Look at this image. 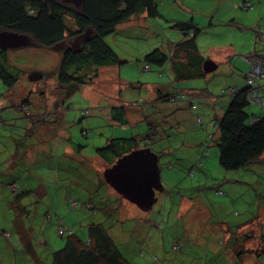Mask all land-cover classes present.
<instances>
[{
	"label": "rangeland",
	"instance_id": "obj_1",
	"mask_svg": "<svg viewBox=\"0 0 264 264\" xmlns=\"http://www.w3.org/2000/svg\"><path fill=\"white\" fill-rule=\"evenodd\" d=\"M239 1L249 2L250 6L246 9L238 7ZM156 3L158 16L147 18L140 14L135 15L118 26L113 35L106 38L118 56L128 63L120 65L123 68L115 65L99 69L98 78L81 88L68 100L58 96L62 104L55 114L53 103L57 100L55 72L59 63V52L34 44L13 49L8 53L9 61L22 73L13 89L18 90L17 93L0 82V99H5L7 96L12 98V94L19 95V93L30 96L26 110L40 114V119L35 118L33 121L35 127L40 120V128L34 133L36 136L32 137L33 145L38 143L39 147H29L30 136L25 140L26 145L15 146L14 139H23L21 137L25 131L19 124L21 121H28V118L24 117L26 110L17 113L9 104L3 106V108L7 107L6 109L0 110V264H22L21 256L26 244L19 241V235L13 231L12 222L19 223L23 230L29 226L27 230H30L29 233L35 241L40 264H46L45 258L48 259V254L64 245V240L57 233L58 225L73 230L80 236L83 228L79 224L85 225L88 220H92L88 223H102L108 228L109 234L112 235L128 264H194L192 258L198 256L199 248L185 247L181 250L179 242L173 249L171 245L175 240L174 236H179L181 240L182 236L190 238L193 235V238L198 239L200 234L208 240V232L214 222L212 215L218 216L221 221L225 219L233 226L246 221L253 214L257 215L259 208L264 207V174L258 173L261 167L264 168V164L257 167V170L253 168L258 175L260 174V180L259 176L256 179L251 178L248 173L243 175L223 172L217 164V151L209 142L210 154L206 160L213 158L209 163L205 164L204 161L200 168L207 171L208 182H196L198 169H192L195 177L185 174L187 168L182 171L183 173L175 171L176 175L173 171H167L168 167L163 166L170 154L164 153L159 165L165 191L156 193L158 201L152 211L145 213L123 199L117 200L114 192L107 200L102 201V205L97 204L98 193L101 189L104 191V187L98 186V177L95 173L101 175L106 165L97 157L93 158L95 149L103 146L107 137L128 138L131 135L138 137L140 128L143 127V131L147 127L144 122L133 123V114L129 116L127 126L114 125L107 116L108 107L119 105L116 104V100L124 99L128 111L133 110L132 108L136 109L138 102H134L133 99L140 102L149 95L148 88L142 84L149 79L154 81L155 78L164 84L170 81L167 73L162 77L154 68L145 71L142 59L150 49L162 48L167 51L168 44L183 38L174 28V23L168 20L187 21L191 17L187 18L184 15L179 4L173 6L174 0H156ZM235 4L237 11L229 9L230 12L226 11L224 14L226 16L218 14L219 21L223 25L203 29L197 39L201 55L210 61L213 60L217 68L206 78L189 80L187 83L197 89L205 88L207 96L203 95L204 97H198L199 100H194L197 107L194 111L182 101L179 103L180 134L172 137L169 142L166 140L158 143L157 151L160 147L169 146L177 158H188L194 148H198L194 142L198 136L202 141L208 138L209 133L212 134L211 119L216 112L220 113L218 110L224 105V101H227V98L221 95V87L234 86L233 84L236 87L245 85L243 75L247 67L238 56L248 54L253 47L256 49L261 47L260 40L264 34V0H236ZM171 6L173 9L170 8ZM200 7L202 10L205 9L203 5ZM212 14L209 13L208 17H213ZM199 19L202 21L201 18ZM254 39H257L256 42ZM232 49L235 53L231 52ZM33 73H39L42 79L31 81L29 76ZM142 103L137 107L142 111L149 109V106L142 108L144 106ZM254 108L255 106L250 104L249 111H253ZM84 110L87 113L82 114ZM152 110L151 107L148 118L152 117ZM198 113L202 116L203 128L195 123L194 118ZM9 117L20 119L4 123L3 121L6 118L10 119ZM9 132L17 135L9 136ZM61 132L65 135L63 139L66 137L71 139L66 143L74 150L75 156L77 153L84 155L88 162L72 157V150L62 153L59 139L61 137L53 140L51 138L52 134L56 133L60 136ZM40 141L44 146L40 145ZM75 143L82 147L75 150ZM16 147L18 150L30 149L25 161L19 159ZM8 156H11L10 160L5 161ZM78 173L81 175H77ZM226 176L236 180L237 183L225 185L223 190L226 191L225 196L222 192L214 193L210 186L212 181L215 184H226L224 178ZM247 179L250 184L244 183ZM13 181L21 186L18 194H11L7 189L6 185ZM239 181L242 183H238ZM93 186H96L98 192L96 189L92 191ZM193 193L196 195L199 193L202 197H195ZM171 198L176 200L174 204ZM72 202L77 203L76 208ZM85 202L99 206L97 214L91 213L92 217H90ZM219 204H222V207L224 205V208L219 210ZM156 212L159 217L157 223L150 216L151 213ZM149 216L151 221L147 220ZM257 218V221L250 224L249 229L243 231L240 227L237 232L240 239L246 234L253 233L254 239L247 241L245 245V248L251 251L261 248L257 237L260 236V225L264 223V212H261ZM6 229L12 231L4 237L2 232ZM225 238H229V235ZM40 242L47 244L40 245ZM138 243L141 244L140 252L137 250ZM186 251H190L189 254ZM244 263L249 264V261Z\"/></svg>",
	"mask_w": 264,
	"mask_h": 264
},
{
	"label": "trees",
	"instance_id": "obj_2",
	"mask_svg": "<svg viewBox=\"0 0 264 264\" xmlns=\"http://www.w3.org/2000/svg\"><path fill=\"white\" fill-rule=\"evenodd\" d=\"M248 3L239 1L237 6L246 9L250 6ZM142 13H145L147 18L158 16L156 0H82L80 6L65 3L62 0H0V32L26 36L30 39L31 45L35 44L46 49H54L55 46L63 44V47L54 49L59 52V63L55 72V90L57 91V100L53 103L55 114L60 110L62 104L58 100V96H62L61 99L68 100L81 88L96 80L99 69L115 65L120 66L126 63L122 57L118 56L106 38L114 34L118 25ZM172 23H174V28L181 33L183 38L178 42L168 44L167 51L162 48L148 51L142 59L145 71L154 68L162 77L167 73L170 81L166 84L164 82L160 83L159 87L153 90V99L149 101L153 108V115L147 117L145 123L147 127L143 131L141 130L138 137L135 135L128 138L107 137L103 146L95 149L94 156L98 157L106 167H110L120 157L137 149L154 148L157 151L158 143L166 140L169 142L172 137H177L180 134L179 114H181V109L179 103L182 101L194 111L197 110L194 100H199L198 97H204L203 95L207 96L205 88V90L201 89V94H192L193 90L187 83L189 80L204 79L210 74L204 73L202 68L203 63L207 60L210 61V59H206L201 55L196 43V39L203 28L194 23L191 17L187 21H173ZM263 35L261 36L262 40H260V49L253 47L248 54L238 56L245 63L247 71L249 67L243 59L254 56L264 62ZM78 38L80 39L78 40ZM256 40L254 39L255 42ZM76 41H78V44L76 48H73ZM11 50L13 48L0 47V82L9 90L14 91L13 89L20 80L22 71L9 61L8 53ZM247 71L243 75L245 79L244 86H230L221 90V95L227 98V103L222 110H218L220 113L216 112L214 118L211 119V122H213L212 134L209 133L207 139L200 141V144H197L198 148H194L193 153H190L188 158H177L173 149H170L169 146L160 147L159 151L155 152L158 153V157L164 153L170 154L163 167H168L166 169L174 173L175 171L182 172L187 168L185 174L187 176L192 175V177H195L194 170L198 169L196 182H208L207 171L200 170V168H202L204 161L206 164L213 158L206 160L210 154L211 145L217 151V164L221 171L243 175L248 173L251 178L255 179L260 174H264L263 167L260 168V172L257 171L260 173L259 175L253 169L257 170V167L264 164V100L261 103H255L248 98L249 91L253 86L252 88L249 87L246 82L245 75ZM20 99L17 102L18 104L10 105L11 108L17 110V113L24 112L26 105L29 103L27 97L24 98L25 100ZM250 104L255 106L253 111H249ZM40 108L42 109L41 106ZM108 108L109 114L107 116L114 125L127 126L129 124L126 104L120 103ZM84 111L82 114L87 113V111ZM24 117L28 118L30 134L40 128V120H38V125L33 126L34 119H40V114L26 110ZM194 119L195 123L203 128V119L200 113L196 114ZM62 123L64 122L62 121ZM51 138L52 140L58 138L57 134H52ZM59 139L64 141L63 138ZM46 140L49 142V139L46 138ZM70 140L67 138L65 143L70 142ZM68 143L66 144L68 145ZM40 145L44 146L41 141ZM34 146L39 147L38 143H35ZM81 147L80 144H74L75 150ZM195 150L197 152L199 150V153ZM191 156H194V158ZM95 174L98 177V186L104 187V191L101 189L99 195L97 194L99 198L97 204L102 205V201L107 200L112 192L115 193L117 200L122 201L123 198L105 182L102 173L101 175ZM77 175L81 174L78 173ZM224 178L226 184H215L212 181L210 186H212L214 193L219 194L222 192L225 196L226 191H223L225 185L227 186V183H237L236 180L229 179L228 176ZM238 183L242 182L239 181ZM244 183L250 184L248 179ZM222 185L224 186L222 187ZM6 186L11 194H18L21 188L16 181L10 182ZM92 189V191L96 189L98 192L96 186H93ZM193 194L195 197H202L199 193L197 195ZM171 199L172 204H174L176 200ZM72 204L75 208L77 207L76 202H72ZM84 205L90 211L89 216L91 213L97 214V210L100 209L99 206L97 207L91 202H85ZM219 205V210L224 208V205L223 207L222 204ZM261 212H264V207L259 208L257 215L253 214L246 221L233 226L228 225L225 219L221 221L218 216L212 215L213 227L224 225V228L217 231L212 227L210 233L208 232V240L204 235L203 237L200 235L201 237L199 236L198 239L193 238L192 235L187 241L180 240L179 236H174L176 241L174 240L171 247L176 248L179 242L181 243V250L185 247H198V256L192 258L194 264H245V261H249V264H264V223H261L260 236L257 237L259 243H261V248L256 251L245 248L246 242L255 237L251 231L250 234L244 235L241 239L237 234L240 227L243 231L249 229L250 224L258 220L257 216ZM150 216L157 223L159 219L158 212L151 213ZM150 216L147 219L148 221H151ZM90 221L92 220H88L85 225L79 224L83 228L80 236L73 230L58 225L57 233L64 240V245L48 254V259L45 258L46 264H128L114 242L112 235L109 234L108 228L102 223H88ZM12 223L13 231H16L19 235V241L26 244L25 250L22 251V264H40V257L34 244L35 241L29 233L30 230H27L29 226L23 230L20 228L19 223L15 221ZM11 231L6 229L2 233L4 237H7ZM226 235H229V238H225ZM46 244L40 242V245ZM137 246V250L140 252L141 244L138 243ZM186 252L189 254L190 251Z\"/></svg>",
	"mask_w": 264,
	"mask_h": 264
},
{
	"label": "water",
	"instance_id": "obj_3",
	"mask_svg": "<svg viewBox=\"0 0 264 264\" xmlns=\"http://www.w3.org/2000/svg\"><path fill=\"white\" fill-rule=\"evenodd\" d=\"M62 1L75 6H80L82 3V0ZM77 44L78 41L73 48H76ZM30 45L31 41L26 36L0 32V47L15 49ZM60 47H63L62 43L55 46L54 49ZM202 68L204 73L208 74L215 71L217 66L214 62L207 60L203 63ZM29 78L31 81H36L42 79V75L33 73ZM102 176L118 195L144 212L152 210L153 205L157 202L156 193H162L164 190L159 157L150 148L137 149L120 157L103 171Z\"/></svg>",
	"mask_w": 264,
	"mask_h": 264
},
{
	"label": "crops",
	"instance_id": "obj_4",
	"mask_svg": "<svg viewBox=\"0 0 264 264\" xmlns=\"http://www.w3.org/2000/svg\"><path fill=\"white\" fill-rule=\"evenodd\" d=\"M235 1L236 0H174V5L173 6H176L177 4H179V6L183 9V12H184V15L187 17V18H189V16H191V19L194 21V23H196L199 27H202L203 29H205V28H209V27H215V26H217V25H222V23L219 21V15L218 14H222L223 16H226V15H224L225 14V12L226 11H229V9H231V10H234V11H237V8L235 7ZM204 6V10H202L201 9V7L200 6ZM171 9H173L172 8V6L170 7ZM230 12V11H229ZM209 13H213L212 14V16L213 17H208V14ZM140 15H142L143 17H145L146 15H145V13H142V14H140ZM230 17H231V15H229ZM178 17H180V16H178ZM233 17V16H232ZM132 18V17H131ZM130 18V19H131ZM177 18V17H176ZM181 18V17H180ZM199 18H201V20L202 21H200V19ZM208 18H215L214 20H208ZM168 21H170V22H173V19H170V20H168ZM175 21H179V20H175ZM206 21L208 22L207 24H206ZM227 21H230V20H227ZM220 22V23H219ZM123 24V23H122ZM122 24H120V25H122ZM120 25H118V26H120ZM202 29V30H203ZM200 35V34H199ZM199 35H198V37H199ZM263 38H264V35H263ZM198 39V38H197ZM197 39H196V43H197ZM197 45H198V43H197ZM198 48H199V45H198ZM260 48V47H259ZM213 49H216V48H213ZM212 49V50H213ZM151 50V49H150ZM149 50V51H150ZM228 50V49H227ZM225 51V50H224ZM232 53H235V50L234 49H232V51H231ZM213 61V60H212ZM125 62L126 63H128V61L127 60H125ZM215 63V62H214ZM138 67V69H139V64L137 65ZM121 68H123V66H120ZM160 83H162L159 79H154V81L153 80H151V79H149L145 84H142V85H145L147 88H148V91H149V95L146 97V98H144V100L145 101H137V99H133V101L134 102H138V103H136L137 104V106H139V103H144V106L142 107V108H145V107H148L149 106V109H145L144 111H142L141 110V108L140 107H137L136 106V109L135 108H132L133 110H130V111H128L127 112V114H128V118H129V116L131 115V114H133L134 115V121H133V123H135V124H138V123H142V122H144V123H146V119H147V117H148V113H149V111L151 110V105H150V103H149V101H151L152 99H153V90L155 89V88H158L159 87V85H160ZM233 84V83H232ZM234 86H235V84H233ZM193 91H192V94H201V89L203 88H200V89H197V88H194V87H191V85H188ZM230 86H232V85H230ZM230 86H228V85H223L221 88L222 89H225V88H228V87H230ZM205 90V89H204ZM17 91L18 90H16V91H13L14 93H17ZM191 94V95H192ZM86 96V95H85ZM194 96H196V95H194ZM16 97V98H15ZM29 98L30 99V96H26V95H21V93H19V95H14V94H12V98H10L9 96H7V97H5V99H0V110H4V109H6L7 107H4L3 108V106H5V105H8L9 104V106L11 105V104H18L17 102L18 101H20L21 99L20 98H22V100H25L24 98ZM4 98V97H3ZM15 98V99H14ZM86 98V97H85ZM14 99V100H13ZM13 100V101H12ZM123 101V103H125L124 102V99L122 100ZM122 101H120V100H116V104H120V103H122ZM142 103V104H143ZM226 103H227V101H224V105L223 106H221L220 107V110H222V108L226 105ZM29 104V103H28ZM27 104V105H28ZM24 106V105H23ZM112 106V105H111ZM15 110V109H14ZM16 112H17V110H15ZM66 116H68V115H66ZM10 118V117H9ZM19 119L20 118H17V119H15V118H10V119H8V118H6V120L5 121H3L4 123H6V122H12V121H19ZM16 124H17V122H16ZM20 126H21V129L23 128V130L25 131V132H23L24 134H23V137H21V138H23V139H17V140H15L14 139V141L16 142V144H15V146H17V145H19V144H21L22 143V145H26V143H25V140L30 136V143L28 144V145H30L29 147L30 148H32V147H35L33 144H31L32 143V137L34 138L35 136H34V133H36V132H38L37 131V129H36V131H34L32 134H30V132H29V126H30V124H28V122L27 121H21L20 122V124H19ZM143 129V127L142 128H140V132H141V130ZM56 134V133H55ZM12 135H17V134H15L14 132H12V133H10L9 132V136H12ZM65 135H64V133L63 132H61V134H60V136H57L58 138L59 137H61V138H63ZM68 136V135H67ZM120 136V135H119ZM119 136H117V137H119ZM124 136H127V135H124ZM131 136H133V135H131ZM114 138L116 137V136H113ZM10 138V137H9ZM67 138L68 137H66V139H64V141H62V139H60L61 140V142H60V145H61V147H62V153H66V151L67 150H72V148H69L68 147V145H64V143H65V141L67 140ZM200 140H201V137L200 136H198V138L194 141V142H196L195 144H198L199 142H200ZM200 144V143H199ZM64 145V146H63ZM24 147V146H23ZM37 147V146H36ZM51 148H52V146H51ZM53 149V148H52ZM16 150H17V152H19V159L20 160H23V161H25L26 159H27V156L29 155V150H28V148H26V149H24V148H22V149H19L18 150V148L16 147ZM15 150V151H16ZM151 150L153 151V152H157L156 150H154V149H152L151 148ZM196 152H197V150H195ZM196 152H194V154H196ZM198 153V152H197ZM158 154V153H157ZM72 157H74V158H77L79 161H81V160H84V161H87V158L86 157H84V155H82L81 156V154H76V156H75V154H74V150H72ZM96 156H93V158H95ZM10 158H11V156H8L7 158H6V160L5 161H7V160H10ZM160 158H161V156L159 155V160H160ZM97 159L98 160H100L98 157H97ZM101 161V160H100ZM88 162V161H87ZM160 166V165H159ZM106 168H108V167H105L104 168V170L106 169ZM103 170V171H104ZM167 171H169V169H166ZM103 171H102V173H103ZM1 173V172H0ZM80 200H81V198H80ZM190 203V202H189ZM228 225H230V223H228ZM216 228V230L218 231V229H222V228H224V225H222L221 227H215ZM199 236H200V234H199ZM198 236V237H199ZM201 237V236H200ZM202 237H203V235H202ZM181 240H184V241H187L188 240V237H185V236H183V238L181 239Z\"/></svg>",
	"mask_w": 264,
	"mask_h": 264
},
{
	"label": "built area",
	"instance_id": "obj_5",
	"mask_svg": "<svg viewBox=\"0 0 264 264\" xmlns=\"http://www.w3.org/2000/svg\"><path fill=\"white\" fill-rule=\"evenodd\" d=\"M248 65L245 75L248 86L253 88L249 91L248 98L251 102L261 103L264 100V62L256 57L243 59Z\"/></svg>",
	"mask_w": 264,
	"mask_h": 264
}]
</instances>
